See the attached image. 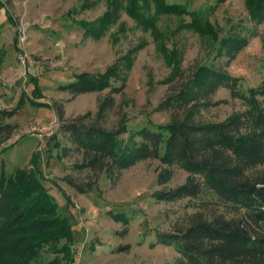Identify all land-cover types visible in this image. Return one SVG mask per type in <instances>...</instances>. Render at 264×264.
Segmentation results:
<instances>
[{
  "label": "rangeland",
  "instance_id": "obj_1",
  "mask_svg": "<svg viewBox=\"0 0 264 264\" xmlns=\"http://www.w3.org/2000/svg\"><path fill=\"white\" fill-rule=\"evenodd\" d=\"M249 1L0 0V111H14L4 121L15 125L0 146V169L8 174L33 170L38 156L41 182L71 224L74 260L64 258L66 242L60 240L43 244L39 264L55 256L62 264H185L174 246L157 243L156 235L184 223L209 196L173 202L153 198L154 191L179 185L187 175L174 167L172 178L159 184L163 165L156 159L137 162L114 181L104 172L96 187L76 191L64 177L86 182L91 175L75 168L79 154L62 155L70 143L59 131L54 105L62 104L65 119L95 111L109 89L71 96L59 86L79 73H104L127 55L122 78L111 79L123 89L111 94L115 106L107 119L114 126L125 114L123 139L139 128L165 124L169 114L156 110L158 103L213 61L237 79L241 91L256 90L264 108V19L251 18ZM236 39L241 48L235 58H219L220 48ZM214 99L219 104L204 112L212 121L245 107L224 87Z\"/></svg>",
  "mask_w": 264,
  "mask_h": 264
},
{
  "label": "trees",
  "instance_id": "obj_2",
  "mask_svg": "<svg viewBox=\"0 0 264 264\" xmlns=\"http://www.w3.org/2000/svg\"><path fill=\"white\" fill-rule=\"evenodd\" d=\"M248 4L251 18L263 20L264 0ZM240 48L241 41L236 39L220 48L219 58L229 62ZM125 61H129L127 55L104 73H79L74 81L59 86L71 96L109 89L95 111L71 119L64 118L62 104L54 105L59 131L70 143L62 147V155L79 154L81 161L75 168L91 175L86 182L70 176L64 180L76 191L86 192L97 186L104 172L114 181L137 162L156 159L163 165L157 181L164 184L178 167L187 174L184 182L154 191L153 198L173 202L209 197H202L196 205L198 211L184 223L170 232H158L156 242L173 245L185 264H264V108L256 98L257 91H241L237 79L213 61L199 67L192 79L183 81L158 103L156 110L169 114L165 124L156 129L139 128L123 139L125 114L114 126H108L107 119L115 106L111 94L123 89V85H112L111 79L122 78ZM220 87L227 88L245 107L225 120L212 121L204 112L219 104L214 95ZM12 113L0 111V146L15 130L14 124L4 121ZM37 163L38 156L33 157V170L17 168L8 174L0 169V264H39L43 244L60 240L66 242L61 250L64 258L74 260L69 255L71 224L57 212ZM114 217L127 224L122 215ZM48 264L62 261L55 256Z\"/></svg>",
  "mask_w": 264,
  "mask_h": 264
},
{
  "label": "built area",
  "instance_id": "obj_3",
  "mask_svg": "<svg viewBox=\"0 0 264 264\" xmlns=\"http://www.w3.org/2000/svg\"><path fill=\"white\" fill-rule=\"evenodd\" d=\"M35 128H32L31 130H34Z\"/></svg>",
  "mask_w": 264,
  "mask_h": 264
}]
</instances>
